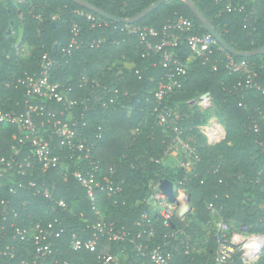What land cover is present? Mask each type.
<instances>
[{"label":"trees","instance_id":"obj_1","mask_svg":"<svg viewBox=\"0 0 264 264\" xmlns=\"http://www.w3.org/2000/svg\"><path fill=\"white\" fill-rule=\"evenodd\" d=\"M82 1L109 15L129 20L160 0ZM190 1L235 51L244 54L264 48V1ZM229 3L244 6L245 12H225ZM79 11L97 15L72 0H0V108L23 111L25 89L18 79L24 78L26 74L38 73L40 59L46 53L58 60L53 73L54 81L61 85L62 90L72 88L70 97L89 99L94 90L101 97L102 90L92 86L98 84L108 88L110 99L115 100V105L108 109L97 105L94 111H86L82 104L74 113L77 119L84 116V123L88 125L87 138L96 141L94 155L102 175H109L122 186V192L117 195L97 194L100 215L107 223L114 224L116 229L128 231L130 238L117 243L102 239L95 253L87 250L71 251L66 245L67 233L76 232L84 239L93 237L88 225L96 222L100 215L93 210L86 190L77 180L70 178L64 182L57 171H44L39 165H36V175L32 178L38 184L56 183L54 199L35 197L31 190H20L17 195H13L10 188L14 183L3 178L0 179V216L3 213L10 214L12 222L14 210L19 215L17 225L28 228L39 218L46 221L60 219L67 233L58 241V250L52 257L60 262L100 264L101 250L109 246V252L113 255L124 251L121 264H149L147 259L138 255L132 241L142 229L144 213H148L152 219L157 218V213L146 203L152 193L150 183L168 180L192 197L190 207L193 213L183 220L176 216L173 223L175 228H183L191 236L195 247L190 249L189 254L181 249L175 264H212L217 247V227L210 224L212 216L209 206L235 230L246 228L250 233L264 235V96L254 92L245 100L243 93L234 90L239 76L231 74L226 68L223 51L216 52L211 61L204 64V60L191 54L185 43L182 46L179 58L183 62L190 58L188 74L182 79L181 89L167 103L170 106L178 105L185 114L182 126L195 136L201 162L188 175L183 169L173 168L164 156L172 131L157 123L153 112V94L166 72L163 66H151L154 62H160L159 55L145 59L141 57L145 48L136 36L127 33V27H153L162 32L164 27L184 17L194 22L197 34L209 33L193 9L183 0H170L134 24L115 22L98 15L103 26L96 28L80 16ZM54 17L58 19L55 21ZM75 24L81 28L84 43H81V49L74 50L71 55H64L62 51L71 42ZM21 27L24 29V38L19 47L26 49V52L18 56L14 48L18 40L15 37L8 38V35L11 31L19 33ZM99 40L103 41L100 48H90L92 42ZM233 56L237 60L257 64H261L264 59V55L257 54L251 57ZM122 57L132 63L131 68L125 66ZM215 63L218 65L217 71L213 70ZM137 70H140L142 79L136 74ZM258 73L264 87V69H258ZM84 78H88L89 82L81 88ZM115 90L119 91L116 96ZM207 93L211 94L214 109L226 129V139L215 146H209L197 130L199 125L211 118L210 113L203 114L188 104ZM241 102L245 107L239 106ZM90 104L93 108L94 103ZM255 123L260 125L257 132L254 130ZM135 128L139 129V133L133 135ZM19 132L18 126L0 125V154L16 143L13 135ZM47 138L54 147H58V140L54 136L48 133ZM151 158L160 160V164L150 162ZM82 168H86L85 162ZM111 168L115 170L113 176L110 175ZM69 169L71 172L75 170L72 164ZM186 177V181L180 185L178 182ZM16 180L26 182L28 178L18 176ZM4 200L9 204L2 205ZM61 200L65 201L67 209L58 206L57 202ZM85 229L87 234L83 232ZM166 233L167 230L159 225L152 245H161ZM6 244L15 247L16 255L14 258L2 256L1 264L31 261L34 252L32 243L7 238ZM227 264L242 263L235 257ZM258 264H264V251Z\"/></svg>","mask_w":264,"mask_h":264},{"label":"built area","instance_id":"obj_2","mask_svg":"<svg viewBox=\"0 0 264 264\" xmlns=\"http://www.w3.org/2000/svg\"><path fill=\"white\" fill-rule=\"evenodd\" d=\"M264 0H253V2H263ZM227 13L245 12V7L229 3L225 7ZM78 14L84 17L93 28L102 27L103 23L98 15L79 11ZM40 17H38L39 19ZM54 17L53 20H57ZM127 33L136 36L140 44L144 46L142 58L160 56V62H154L151 66L157 68L163 66L165 75L159 80L154 91L153 98L155 106L153 112L156 114L157 123L172 131L169 136V145L165 151V158H173L170 163L173 168H180L191 173L201 162L198 144L195 136H192L182 126L185 114L178 105L170 106L167 102L182 87V79L187 76L190 58L183 62L179 58V52L184 43L188 46L191 54L195 58L204 60V64L211 61L216 52H224L225 65L228 71L239 76V81L233 86L235 91L243 93V98L249 99L252 93L264 96V87L260 83L261 76L258 69H264V59L261 64L252 63L247 60H237L231 53L227 52L217 39L210 33L200 35L196 33V26L193 21L181 17L178 22L164 27L159 32L153 27L128 26ZM81 28L75 24L72 29V39L69 46L62 51L64 55H71L74 50L81 49L82 41ZM16 38L18 42L14 45L18 56L24 55L26 49L20 48L19 35L17 31H11L8 38ZM103 41L92 42L90 48H100ZM7 58H10L8 56ZM122 61L127 68H131L132 63L122 57ZM58 60L50 54H44L40 59L39 72L34 75L26 74L24 78L18 79L24 89V107L22 112L17 109L0 108V125L18 126L19 134H14L15 144L11 145L8 151L0 154V179L6 178L14 183L10 188V193L17 195L20 190L34 191V196H43L49 200L54 199L56 183L48 184L43 182L38 184L32 177L36 175V165L42 167L44 171L55 170L68 182L74 178L86 190L92 208L100 215L98 196L102 192L109 196L122 192L121 184L115 183L109 175H102V171L95 159L94 150L96 141L87 138L88 125L84 123V116L80 119L75 117L74 110L85 105V110L94 111L97 105L108 109L115 105V100L110 99V90L100 87L98 84L93 88H100L102 96L96 95V90L92 92L89 99H75L70 97L73 89L62 90L61 85L54 81V69ZM214 71L218 70L215 63ZM139 79H142L140 70L136 71ZM120 76L123 78V71L120 69ZM89 79L84 78L81 88L86 87ZM114 91V96L118 94ZM128 95V92L125 93ZM93 108H91V104ZM195 106L201 113H210L214 110L213 98L201 95L198 99L188 102ZM245 107L244 103L239 104ZM264 124V114H262ZM260 125L255 123L254 130L259 131ZM43 129V131H41ZM198 132L205 137L209 146H215L226 139V129L217 116L211 117L206 123L197 127ZM102 131V128H99ZM42 132V133H41ZM54 136L58 140V147H54L47 134ZM139 133L135 128L132 134ZM1 153V152H0ZM86 164V168L82 165ZM150 162L160 164V160L150 159ZM75 168L71 172L70 166ZM115 170L111 168L110 175H114ZM18 176L28 178L16 180ZM179 181L180 185L186 181ZM172 183V182H171ZM178 188L175 193L178 202H171L169 197L160 189L161 182L150 183L152 193L146 200L151 210L155 211V219L150 218L148 213H144L141 221V230L133 239L132 243L141 258L149 261V264H175L177 254L181 249H185L186 254L195 247L191 236L187 235L184 229L175 228L173 220L180 213L183 206L189 204L186 190ZM184 193V194H182ZM9 202L2 201V205ZM58 206L67 209L65 201L57 202ZM157 208L159 210H157ZM10 214L3 213L0 216V264L2 256L14 258L16 249L9 244L5 245L7 238L19 240L23 243H32L34 252L31 261H23V264H69L52 259L58 250V241L65 237L67 230L60 219L46 221L39 218L31 227L18 226L16 221L18 213L13 210L12 222ZM159 225L167 230L161 245L153 246L152 240L156 239ZM174 227V229L172 228ZM216 250L213 255L212 264L231 263L236 257L242 264H258L264 251V235L250 233L246 228L241 230L228 231V225L222 221L216 222ZM88 228L93 231V237L84 239L76 232L67 233L66 245L73 252L87 250L95 253L98 251L99 241L107 240L109 243L126 242L130 234L125 229H116L114 224L107 223L102 215L96 222L89 224ZM84 234L88 231L85 229ZM124 251L119 255H112L101 250L100 264H121Z\"/></svg>","mask_w":264,"mask_h":264},{"label":"water","instance_id":"obj_3","mask_svg":"<svg viewBox=\"0 0 264 264\" xmlns=\"http://www.w3.org/2000/svg\"><path fill=\"white\" fill-rule=\"evenodd\" d=\"M80 5H82L83 7H85L86 9L96 13L99 16L105 17L107 19L113 20L115 22H124L127 24H134L135 22L139 21L140 19H142L143 17H145L147 14H149L150 12H152L153 10H155L158 6L170 1V0H160L157 3H155L154 5H152L150 8H148L147 10H145L144 12L140 13L138 16L129 19V20H124V19H120L118 17H114L112 15L107 14L106 12L90 5L87 2H84L82 0H72ZM185 1L195 12V14L197 15V17L199 18V20L202 22V24L205 26V28L207 29V31L213 35V37L215 39L218 40V42L222 45V47L229 53H231L232 55H239V56H243V57H251L254 55H264V48L256 50L254 52L251 53H239L237 51H235L234 49H232L230 46H228L222 39V37L214 30V28L211 26V24L206 21L202 15L200 14V12L196 9L195 5L190 1V0H183ZM19 43L21 44L24 38V29L21 27L19 28ZM205 96H209V93L205 94ZM173 161L177 164L176 160H174L173 158H168V162ZM160 189L169 197V199L171 200V202L175 203L178 202L177 198L175 196V193L178 192V188L174 187L173 184L168 181V180H162L161 181V186ZM192 197L189 194L187 197V201L188 203H191ZM192 211V209L190 208V206L188 204H186L185 206L182 207L179 216L181 218L186 217L190 212Z\"/></svg>","mask_w":264,"mask_h":264},{"label":"crops","instance_id":"obj_4","mask_svg":"<svg viewBox=\"0 0 264 264\" xmlns=\"http://www.w3.org/2000/svg\"><path fill=\"white\" fill-rule=\"evenodd\" d=\"M182 194H184V193H182ZM189 195V194H188ZM189 206H190V203L188 204ZM191 208V207H190ZM192 209V208H191ZM209 209H210V211H211V216H212V218H211V220H210V224L211 225H215V227H216V222H223L225 225H227L226 224V222L219 216V218H217V215L215 214V209L214 208H212V206H209ZM191 213H193V210L189 213V214H191ZM188 214V215H189ZM187 215V216H188ZM186 216V217H187ZM178 217L181 219V220H183V219H185L186 217H184V218H181L180 216H179V214H178ZM228 226H231L232 228H233V225H228ZM231 229V228H230ZM232 231H234L233 229H232ZM206 243H208V239H206V241H205ZM109 250H110V248H109V246L108 247H106V248H104V250H103V252H106V253H108V254H111L110 252H109ZM111 251V250H110ZM113 255V254H112ZM126 256V255H125ZM126 260V259H125Z\"/></svg>","mask_w":264,"mask_h":264},{"label":"rangeland","instance_id":"obj_5","mask_svg":"<svg viewBox=\"0 0 264 264\" xmlns=\"http://www.w3.org/2000/svg\"><path fill=\"white\" fill-rule=\"evenodd\" d=\"M210 115H211V117H213V116H217L216 110L214 109L212 112H210ZM217 117H218V116H217ZM221 122H222V121H221ZM222 123H223V122H222ZM157 210H159V209L157 208ZM215 214H216V212H215ZM217 218H219V216H217ZM226 224H227V225H230L229 222H226ZM230 228H231V229H230ZM228 229H229L228 231H232V229L235 230V229L232 228L231 226H229ZM236 230H237V229H236ZM199 250H200V251H203V248H202V247H199Z\"/></svg>","mask_w":264,"mask_h":264}]
</instances>
